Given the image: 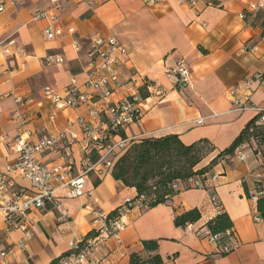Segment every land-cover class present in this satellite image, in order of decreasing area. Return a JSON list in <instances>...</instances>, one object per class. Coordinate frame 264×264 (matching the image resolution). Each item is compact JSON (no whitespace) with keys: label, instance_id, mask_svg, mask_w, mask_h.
<instances>
[{"label":"crops","instance_id":"obj_1","mask_svg":"<svg viewBox=\"0 0 264 264\" xmlns=\"http://www.w3.org/2000/svg\"><path fill=\"white\" fill-rule=\"evenodd\" d=\"M206 1L195 0L190 6L183 0L101 4L96 0H0V172L17 158L12 143L22 127L16 111L28 119L27 127L37 137L78 130V111L55 109L43 89L62 91L72 78L83 82L89 39L96 34L116 37L127 48L129 66L152 86L141 120L128 126L123 136L139 139L173 133L184 144L206 138L215 149L198 167L208 164L254 116L250 110H232L229 90L254 73L264 76V5L251 10V5L264 0H218L215 6H207ZM36 9L54 13L57 19L35 18ZM245 10L252 13L247 18ZM48 29L57 31L52 38L46 37ZM9 40L13 44L6 54L2 48ZM55 55L62 61L55 62ZM179 59L189 72V83L183 88L175 84L171 72ZM126 94L124 89L114 98ZM250 102L264 105V84L254 85ZM198 119L202 122L196 123ZM255 146L251 142L237 149L243 160L218 159L207 173L205 183L211 190L181 187L167 203L126 213L119 240L105 237L98 242L88 253L90 263L128 264L131 252L149 255L142 240L157 239L156 252L162 258L158 264H264V221L256 209L260 185L255 177L259 164ZM55 152L41 154L40 160L60 162ZM74 157H81L79 147H74ZM16 181L28 185L19 177ZM85 189L84 195L64 199L57 209L37 214L22 247L18 243L23 231H7L0 212V252H6L0 255V264H50L100 228L109 212L136 196L133 187L115 180L110 171L91 174ZM212 192L232 222L234 240L226 253L206 238V223L217 214L210 201ZM192 208L199 209L200 218L184 228L175 226L174 215Z\"/></svg>","mask_w":264,"mask_h":264},{"label":"built area","instance_id":"obj_2","mask_svg":"<svg viewBox=\"0 0 264 264\" xmlns=\"http://www.w3.org/2000/svg\"><path fill=\"white\" fill-rule=\"evenodd\" d=\"M57 1V0H52ZM108 0H96L101 4ZM155 3L159 0H146ZM190 6L195 5V0H183ZM218 0H207V6H215ZM264 5V1L251 5L252 11H257ZM54 8H58L55 3ZM3 4H0V11ZM57 19L56 14H48V11L36 9L35 18ZM56 31V30H55ZM55 31L48 29L46 37L52 38ZM57 32V31H56ZM264 39V36L262 37ZM7 42L3 47L4 53H9ZM87 62L82 70L84 80L78 84L75 78L64 87L62 91L52 87H44V96L51 101L57 110L73 109L78 111L75 123L78 130L48 133L36 136V132L27 127V118L16 111L15 117L20 120L21 133L13 139L12 147L17 152L14 162L8 164L4 171L0 172V212L3 214L7 227L6 230L20 229L24 237L18 245L22 247L27 237H30L31 225L37 220V214L42 215L53 209H57L62 200L84 195L85 182L91 174L101 175L110 171L116 158L126 149L133 138L123 136L122 132L139 122L144 113L146 98L141 97L140 88L145 87L151 91L152 86L133 67L129 66L127 48L113 36L96 34L89 39V47L86 52ZM55 62H61L62 58L55 55ZM52 56H47L50 60ZM175 84L183 88L189 83L187 64L183 59L176 61L171 68ZM264 84L262 73H254L250 78L235 83L229 90L232 110L254 112L255 124L264 126V105L255 106L250 102V96L254 85ZM126 89L127 94L115 99L114 95ZM19 102V101H18ZM53 119V116L50 117ZM198 119L196 123H201ZM27 138L24 139L23 137ZM74 147H79L81 157L75 159ZM56 151L60 158L58 163H45L40 160V155ZM259 164L255 177L260 185L259 195H264V145L259 146L257 153ZM223 159L243 160L244 155L240 150L233 154L224 155ZM17 177L24 179L28 185L17 183ZM211 177H214L212 175ZM191 188H204L198 177L188 178L185 182L177 181L172 186ZM210 201L218 214L222 212L221 205L212 192ZM148 208L142 197L126 199L118 208L115 217H104L103 225L96 229L97 235L86 239L84 246L69 259L61 264H91L88 253L98 242L105 237H114L119 240L121 231L126 223L122 217L133 209L142 211ZM66 215L65 211H59ZM225 241L220 242L221 235L207 232L206 238L210 242L219 244L221 253L229 252L232 248L231 241L234 235L231 230L225 233ZM76 243L72 244L75 247ZM1 256L6 252L1 251Z\"/></svg>","mask_w":264,"mask_h":264},{"label":"trees","instance_id":"obj_3","mask_svg":"<svg viewBox=\"0 0 264 264\" xmlns=\"http://www.w3.org/2000/svg\"><path fill=\"white\" fill-rule=\"evenodd\" d=\"M252 14L245 10L244 18ZM264 35V31L262 33ZM147 83H149L147 81ZM140 95L143 98L148 96L145 87L140 88ZM256 116L246 122L244 127L233 139L229 146L215 155L208 164L198 167L200 162L214 151L215 146L206 138H200L190 144H184L177 134L169 133L159 137H145L133 139L126 149L115 159L111 169V176L125 186L133 187L136 191L134 198L142 197L148 208L158 204L167 203L180 191V187L172 185L177 182H185L188 178L198 177L204 187L209 178L208 171L227 154H233L239 147L246 143H255V153L259 146L264 145V126L255 124ZM184 188H189L187 185ZM246 195L249 196L247 188ZM256 209L259 217L264 221V195L256 200ZM117 209L109 212L107 217H115ZM200 218V211L197 208L185 210L174 215V225L184 228L187 224L194 223ZM207 228L214 234L221 235L220 242H224L227 230H231L232 222L225 212L216 214L207 221ZM96 230L90 231L82 240L76 242L59 257L51 260L50 264H61L77 253L83 246L86 239L97 235ZM147 257L138 252L129 254L128 264H158L162 258L157 254V239H144L141 241Z\"/></svg>","mask_w":264,"mask_h":264},{"label":"rangeland","instance_id":"obj_4","mask_svg":"<svg viewBox=\"0 0 264 264\" xmlns=\"http://www.w3.org/2000/svg\"><path fill=\"white\" fill-rule=\"evenodd\" d=\"M186 63V62H185Z\"/></svg>","mask_w":264,"mask_h":264}]
</instances>
